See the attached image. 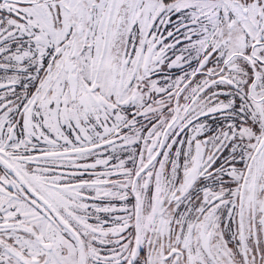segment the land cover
<instances>
[{
	"label": "snow or ice",
	"instance_id": "1",
	"mask_svg": "<svg viewBox=\"0 0 264 264\" xmlns=\"http://www.w3.org/2000/svg\"><path fill=\"white\" fill-rule=\"evenodd\" d=\"M0 264H264V0H0Z\"/></svg>",
	"mask_w": 264,
	"mask_h": 264
}]
</instances>
